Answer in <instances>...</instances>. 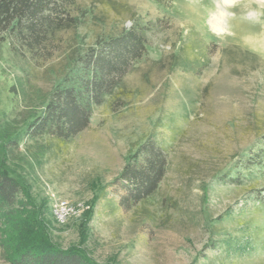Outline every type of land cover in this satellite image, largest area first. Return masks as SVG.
Masks as SVG:
<instances>
[{"label": "rangeland", "instance_id": "rangeland-1", "mask_svg": "<svg viewBox=\"0 0 264 264\" xmlns=\"http://www.w3.org/2000/svg\"><path fill=\"white\" fill-rule=\"evenodd\" d=\"M69 12L75 26L41 56L0 43V167L39 231L97 264H264V166L247 168L264 139V0H72ZM135 23L146 53L88 129L65 144L28 137L76 57ZM149 137L167 147V172L126 211L114 182ZM238 174L243 186L225 182Z\"/></svg>", "mask_w": 264, "mask_h": 264}, {"label": "trees", "instance_id": "trees-1", "mask_svg": "<svg viewBox=\"0 0 264 264\" xmlns=\"http://www.w3.org/2000/svg\"><path fill=\"white\" fill-rule=\"evenodd\" d=\"M71 4L72 0H0V43L11 41L35 57L49 52L55 35L76 24L69 12ZM147 44L148 28L142 23L98 39L76 57L26 135L65 144L88 129L95 109L143 57ZM256 154L259 159L248 160L250 170L264 166V139ZM167 167V147L154 137L147 138L114 182L122 190L120 207L129 211L152 197ZM245 177L228 176L225 182L243 186ZM255 198L264 206V193L257 192ZM32 209L21 182L0 167V244L10 264H97L82 250L54 244L39 231L40 220Z\"/></svg>", "mask_w": 264, "mask_h": 264}, {"label": "built area", "instance_id": "built-area-1", "mask_svg": "<svg viewBox=\"0 0 264 264\" xmlns=\"http://www.w3.org/2000/svg\"><path fill=\"white\" fill-rule=\"evenodd\" d=\"M69 207L67 206L66 203L62 202L59 204V208L56 211V216L58 220L64 221L65 217H67Z\"/></svg>", "mask_w": 264, "mask_h": 264}]
</instances>
